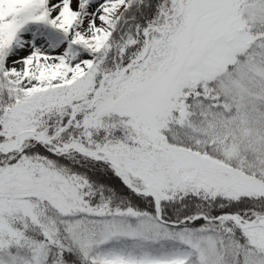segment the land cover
Listing matches in <instances>:
<instances>
[{
    "label": "snow or ice",
    "instance_id": "snow-or-ice-1",
    "mask_svg": "<svg viewBox=\"0 0 264 264\" xmlns=\"http://www.w3.org/2000/svg\"><path fill=\"white\" fill-rule=\"evenodd\" d=\"M0 264H264V0H0Z\"/></svg>",
    "mask_w": 264,
    "mask_h": 264
}]
</instances>
